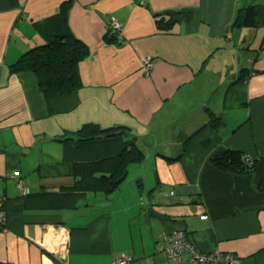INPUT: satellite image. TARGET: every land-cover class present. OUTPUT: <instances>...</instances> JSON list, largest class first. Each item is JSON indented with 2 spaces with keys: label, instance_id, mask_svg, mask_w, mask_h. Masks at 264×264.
Returning a JSON list of instances; mask_svg holds the SVG:
<instances>
[{
  "label": "crops",
  "instance_id": "obj_1",
  "mask_svg": "<svg viewBox=\"0 0 264 264\" xmlns=\"http://www.w3.org/2000/svg\"><path fill=\"white\" fill-rule=\"evenodd\" d=\"M64 3L69 28L90 55L79 65L81 90L48 104L33 74L10 76L9 67L65 34ZM245 6L0 0V198L7 228L0 227V264H46V252L56 264H115L123 256L128 264H172L157 250L158 237L178 231L198 252L264 264V0L256 2L255 29L231 31ZM184 9L191 18L170 34L157 30L154 14ZM114 20L121 39L108 44ZM243 73L246 80L235 84ZM212 118L220 124L211 125ZM87 124L128 129L144 162L131 166L118 192L94 195L92 206L85 204L90 195L74 208L51 209L60 197L50 194L74 184L57 139ZM228 150L252 160L254 170L216 168L213 158ZM14 172L28 198L7 178Z\"/></svg>",
  "mask_w": 264,
  "mask_h": 264
},
{
  "label": "trees",
  "instance_id": "obj_2",
  "mask_svg": "<svg viewBox=\"0 0 264 264\" xmlns=\"http://www.w3.org/2000/svg\"><path fill=\"white\" fill-rule=\"evenodd\" d=\"M243 1L246 6L237 11L230 26L231 31L234 28L257 27V0ZM60 12L65 34L30 49L9 67L10 76L33 74L48 104L81 90L79 65L90 55L89 46L75 37L69 28V4L64 3ZM192 15L190 10L184 9L154 14L153 18L160 33L170 34L177 23ZM120 39L116 35L104 37L108 44L118 43ZM246 76L243 73L235 84L245 81ZM210 123L218 125L220 119L212 118ZM57 141L63 145L65 160L73 167L74 184L63 188V193L50 194L60 197L56 204L50 206L51 209L74 208L90 195L108 197L118 192L128 177L130 165L140 164L145 159L135 137H130L129 130L124 127L102 129L99 125L87 124L78 131L65 133ZM248 159L239 152L228 150L214 157L212 163L221 171L242 174L255 168V163ZM23 197L28 198L29 194ZM46 255L54 264L57 263L53 255L48 252Z\"/></svg>",
  "mask_w": 264,
  "mask_h": 264
},
{
  "label": "built area",
  "instance_id": "obj_3",
  "mask_svg": "<svg viewBox=\"0 0 264 264\" xmlns=\"http://www.w3.org/2000/svg\"><path fill=\"white\" fill-rule=\"evenodd\" d=\"M112 35H116L121 38V26L115 20L112 22L110 27ZM144 73L149 75L152 68L150 58H145L142 63ZM249 160V159H248ZM7 178L11 181L16 182L17 188L21 191L22 195H28L29 190L26 189L20 182L21 175L19 172H14L7 175ZM201 220L207 219L206 216L201 217ZM0 227L3 232L7 231L6 218L4 211V201L0 198ZM157 250L163 253L168 259L171 260L172 264H238L239 258L229 253H223L219 250H215L212 253H201L196 250L194 245L187 239L184 231L174 232L171 235L163 234L158 237ZM130 261L129 257L123 256L116 261L115 264H128Z\"/></svg>",
  "mask_w": 264,
  "mask_h": 264
},
{
  "label": "rangeland",
  "instance_id": "obj_4",
  "mask_svg": "<svg viewBox=\"0 0 264 264\" xmlns=\"http://www.w3.org/2000/svg\"><path fill=\"white\" fill-rule=\"evenodd\" d=\"M110 30H111V29H110ZM110 34L112 35L111 32H110ZM143 162H144V161H143ZM143 162H142V163H143ZM142 163H141V164H142ZM133 165H140V164H131L130 167H129V169H130L131 166H133ZM130 172H131V171H130ZM125 184H126V182H124V183L121 185V188H123ZM134 189L136 190L137 193H139V191H138V185H136V186L134 185ZM93 197H94V195L91 196V197H89V199L86 200L87 202L85 201V204H89V206H92V202H93L92 199H93ZM98 197L101 198L102 195H99ZM81 210H85L84 207H82ZM55 259H56V258H55ZM49 261L53 263V261H52L50 258H49ZM53 264H54V263H53Z\"/></svg>",
  "mask_w": 264,
  "mask_h": 264
},
{
  "label": "bare ground",
  "instance_id": "obj_5",
  "mask_svg": "<svg viewBox=\"0 0 264 264\" xmlns=\"http://www.w3.org/2000/svg\"><path fill=\"white\" fill-rule=\"evenodd\" d=\"M38 242L43 244L44 246L48 247L49 250H52V246L49 244L50 242L47 244L46 241H43V240H40V239H38ZM46 264H50V262L46 261Z\"/></svg>",
  "mask_w": 264,
  "mask_h": 264
}]
</instances>
